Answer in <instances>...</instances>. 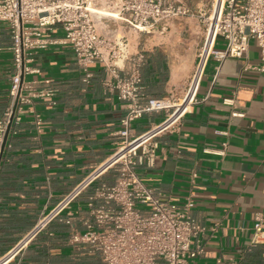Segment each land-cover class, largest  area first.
<instances>
[{"label":"crops","instance_id":"1","mask_svg":"<svg viewBox=\"0 0 264 264\" xmlns=\"http://www.w3.org/2000/svg\"><path fill=\"white\" fill-rule=\"evenodd\" d=\"M178 1L196 12L212 3ZM120 35L127 44L118 62L121 76L128 77L136 58L143 56L139 71L145 99L167 98L172 91L177 98L185 95L205 38L193 17L170 22L165 29L159 26L152 34L124 29ZM54 37L61 41L63 32L57 30ZM223 47L216 43V49ZM11 48L9 27L0 23V121L11 102ZM31 57L29 65L37 72L25 81L34 91L49 88L55 95L27 105L28 112L12 126L4 149L5 138L0 147V263L101 264L99 254L87 246L75 247L71 237L73 229L86 231L92 206L101 204L96 193L115 183L116 169L104 170L42 232L34 234L33 229L123 145L126 104L118 99L115 80L103 63L92 65L93 77L84 82L69 45L54 44ZM260 64L253 41L240 59L221 63L209 58L188 111L155 137L149 153L140 150L135 158V172L154 196L176 204L193 199L195 221L208 230L219 225L199 238L204 251L191 264H264V236L257 239L254 229L255 214L264 211V74L245 70L246 65ZM225 99L234 103L226 105ZM166 118L165 113L146 114L129 138H138Z\"/></svg>","mask_w":264,"mask_h":264},{"label":"built area","instance_id":"2","mask_svg":"<svg viewBox=\"0 0 264 264\" xmlns=\"http://www.w3.org/2000/svg\"><path fill=\"white\" fill-rule=\"evenodd\" d=\"M191 17L194 12L178 0H0V23L7 24L11 32L15 69L10 106L0 121V147L8 129L28 112L27 105L36 98L54 97L53 90L34 91L25 81L37 72L29 65L32 53L54 44L72 47L84 82L93 77L91 66L103 63L115 80L118 99L127 107L122 120L123 145L103 168L88 175L55 208L44 213L33 229L34 234L61 216L104 170L113 168L119 176L113 185L98 189L96 199L101 204L92 206L91 219L84 223L86 231L73 229L71 242L75 247H89L92 253L99 254L101 264H191L202 255L199 238L207 231L216 232L219 225L209 230L200 226L192 215L193 199L176 204L154 196L136 174L135 158L140 150L149 153L155 137L177 125L188 111L209 58L221 63L228 58L240 59L253 41L259 49L261 64L246 65L245 70L264 74V0H221L220 6L215 4L207 20L209 26L196 69L181 98L172 91L167 98L145 99L139 71L143 56L136 58L128 77L121 76L118 63L127 49L123 42L126 37L120 35V30L152 34L159 26L165 29L170 22ZM57 30L63 32L61 41L54 37ZM218 41L224 49H216ZM224 103L232 105L234 100L225 99ZM149 113H165L167 118L138 138L130 139L133 126ZM140 205H147L148 211L143 212ZM254 229L256 238L261 240L264 211L255 214Z\"/></svg>","mask_w":264,"mask_h":264},{"label":"rangeland","instance_id":"3","mask_svg":"<svg viewBox=\"0 0 264 264\" xmlns=\"http://www.w3.org/2000/svg\"><path fill=\"white\" fill-rule=\"evenodd\" d=\"M215 4H216V0H212V3L208 7V9H205L204 11H201V14H204V16H202L200 14V11L196 12V11L193 10V12H194V17L193 18L201 26L202 31L204 32V36H205L206 31H207L208 26H209V21H207V20H208L209 16L212 15L214 7H215ZM189 34L193 35V32L191 31V32H189ZM222 49H224V47Z\"/></svg>","mask_w":264,"mask_h":264},{"label":"water","instance_id":"4","mask_svg":"<svg viewBox=\"0 0 264 264\" xmlns=\"http://www.w3.org/2000/svg\"><path fill=\"white\" fill-rule=\"evenodd\" d=\"M9 133H10V128L8 129L7 133H6V136H5V139H4V144H3V149L6 145V142H7V139H8V136H9Z\"/></svg>","mask_w":264,"mask_h":264},{"label":"bare ground","instance_id":"5","mask_svg":"<svg viewBox=\"0 0 264 264\" xmlns=\"http://www.w3.org/2000/svg\"><path fill=\"white\" fill-rule=\"evenodd\" d=\"M218 1H219L218 6H220L221 0H218Z\"/></svg>","mask_w":264,"mask_h":264}]
</instances>
